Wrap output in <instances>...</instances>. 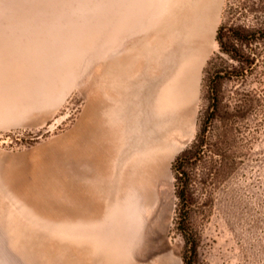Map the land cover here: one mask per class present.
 <instances>
[{"label": "rangeland", "instance_id": "obj_1", "mask_svg": "<svg viewBox=\"0 0 264 264\" xmlns=\"http://www.w3.org/2000/svg\"><path fill=\"white\" fill-rule=\"evenodd\" d=\"M231 1L0 0V264H105L119 221L126 260L182 264L171 163L199 131L203 70ZM259 79L263 58L223 92L255 90ZM107 84L120 91L111 105ZM262 103L228 113L194 170L191 223L205 264H264ZM93 117L102 125L89 137ZM111 191L114 213L93 218L90 206ZM84 206L88 216L76 214Z\"/></svg>", "mask_w": 264, "mask_h": 264}, {"label": "trees", "instance_id": "obj_2", "mask_svg": "<svg viewBox=\"0 0 264 264\" xmlns=\"http://www.w3.org/2000/svg\"><path fill=\"white\" fill-rule=\"evenodd\" d=\"M217 52L207 60L203 70L202 89L205 106L201 110L199 131L193 143L172 161L174 177L175 226L184 240L182 264H205L199 258L200 234L191 223L196 205L193 184L195 168L203 164L206 154L214 153L211 138L218 126H228L240 112L258 109L263 105L264 81L257 80L255 90L223 92L225 82L243 84L255 69L264 53L257 44H264V0H235L223 9L222 20L216 28ZM230 99V100H229ZM229 100V101H228ZM217 122L221 125H217ZM217 136V135H216Z\"/></svg>", "mask_w": 264, "mask_h": 264}, {"label": "bare ground", "instance_id": "obj_3", "mask_svg": "<svg viewBox=\"0 0 264 264\" xmlns=\"http://www.w3.org/2000/svg\"><path fill=\"white\" fill-rule=\"evenodd\" d=\"M217 1V0H216ZM216 1H214L213 0V3L215 2V3H217ZM216 5V4H215ZM131 61V60H130ZM130 61H128L129 63H131ZM139 61H141L142 62V60H139ZM139 61H136V62H139ZM133 63V62H132ZM143 63V62H142ZM134 64V63H133ZM137 64V63H136ZM136 64H135V66H136ZM140 64V63H139ZM129 65V64H128ZM131 65V64H130ZM143 65V64H142ZM141 65V66H142ZM136 67H138V66H136ZM119 68V65H118V67H115L114 68V72L112 73L114 76H116V75H118L119 73H120V70L118 69ZM132 68V67H131ZM142 68H143V66H142ZM144 69V68H143ZM143 69L141 70V71H143ZM139 71H140V67H139ZM138 71V72H139ZM144 74V73H143ZM141 76V75H140ZM143 77H144V75H142ZM142 77V78H143ZM140 78V77H139ZM141 80V79H140ZM141 82H143V81H141ZM143 84V83H142ZM145 86V85H144ZM143 87V86H142ZM141 87V88H142ZM146 87V86H145ZM139 88H140V86H139ZM145 89V88H144ZM145 91H146V89H145ZM144 92V91H143ZM163 93V92H162ZM141 94V93H140ZM166 93H164V95H165ZM159 96L160 95H162V94H158ZM160 96V97H158L157 95V97L158 98H156V101L155 102H153V105L155 104L156 106L155 107H159V108H162L164 105H165V103L167 102V96L165 95V96ZM139 96H141V95H139ZM142 96H144V95H142ZM147 96V95H146ZM155 97V96H154ZM182 97V96H181ZM140 98V97H139ZM144 98V97H143ZM142 97H141V99H143ZM146 98V97H145ZM141 99H139V100H141ZM169 100V99H168ZM142 101V100H141ZM143 102H145V100H143ZM169 102V101H168ZM174 103V102H173ZM142 104V103H141ZM178 107V106H177ZM176 107V108H177ZM157 108H155V114H156V112H158L157 111ZM165 108V107H164ZM166 108H167V106H166ZM163 109V108H162ZM160 111H161V109H160ZM163 111V110H162ZM154 113V112H153ZM159 113V112H158ZM157 113V114H158ZM156 114V115H157ZM142 118V117H141ZM140 118V119H141ZM139 119V120H140ZM141 120H144V119H141ZM157 129V128H156ZM125 172H123V176H124V180H123V185H125L126 186V184H128V182L130 183V184H132L131 183V181H132V179H134L133 178V175L135 174V172H133L134 170H133V168H132V164L130 165V166H128V167H126L125 168ZM144 176V175H143ZM145 189H146V187H145ZM137 190L138 189H136V191L135 192H137ZM149 190V189H148ZM140 191H142V190H140ZM147 191V190H146ZM151 191V190H150ZM112 194H113V192L111 191V192H106V194L103 196V197H101V199L95 204V206H99V205H101V206H103L104 207V210H106V215L107 214H113L114 213V211H112V210H114V207L112 206V204H111V202H112ZM152 195V194H151ZM151 195H149V196H151ZM138 196H139V200L140 199H142L143 197H144V195H143V193L142 194H139L138 193ZM146 196V195H145ZM145 198V197H144ZM146 199V198H145ZM141 201V200H140ZM141 203V202H140ZM146 205V204H145ZM94 206V205H93ZM137 203H135V205H131V206H129V207H125L124 209H123V213H122V216H124L126 219H128V220H134V218H135V215L137 214L136 213V209H135V207L137 208ZM85 207V206H84ZM90 207H92V206H90ZM139 207V206H138ZM86 208H88V207H85V208H82V207H78L77 209L79 210V211H75L76 212V214H78V215H81V216H88V214H87V211L86 210H88V209H86ZM140 208H141V205H140ZM75 209V208H74ZM75 214V215H76ZM81 216H78V217H81ZM126 223V222H125ZM107 224H109V223H107ZM116 224H117V226H116V230H117V241L116 242H112L113 244H108L106 247L107 248H105V252L106 253H102V256H103V261H104V263L105 264H132L131 262H129V260H126L125 259V257L124 256H122V253L120 252V245H121V243H120V241H121V234L123 235V231H122V229H121V227H118V226H121L120 224H122L121 223V221H119V222H116ZM102 225V224H101ZM104 225V224H103ZM114 225L112 226V227H114ZM107 226H109V227H111L110 225H107ZM101 227V226H100ZM102 228H103V226H102ZM98 230H101V233L103 232L102 231V229H99V227H98ZM115 230V229H114ZM98 232V231H97ZM96 232V233H97ZM116 232V231H115ZM116 236V235H115ZM111 237V236H110ZM111 239H114V238H111ZM110 239V240H111ZM109 241V240H108ZM107 241V242H108ZM113 241H115V240H113ZM111 243V242H110ZM101 256V257H102ZM147 264H151V263H147Z\"/></svg>", "mask_w": 264, "mask_h": 264}, {"label": "crops", "instance_id": "obj_4", "mask_svg": "<svg viewBox=\"0 0 264 264\" xmlns=\"http://www.w3.org/2000/svg\"><path fill=\"white\" fill-rule=\"evenodd\" d=\"M110 75L113 76L112 73ZM118 75H116V76H118ZM106 93H107V100L106 101L102 100V104L103 105L114 104L115 101L118 99V95L120 94L119 87L113 86L112 84H107L106 85ZM100 125H102V124H100V120L95 118V117L92 118V121L86 122L85 131L87 132V135L89 137L95 136V132L98 128H100ZM104 129H107V128L105 127ZM90 210L92 211L93 218L94 217L106 218V210H104L103 206H101V205L95 206L94 205L90 208Z\"/></svg>", "mask_w": 264, "mask_h": 264}]
</instances>
